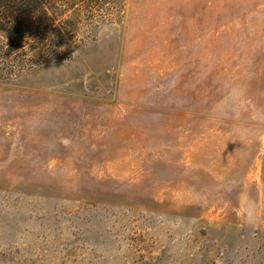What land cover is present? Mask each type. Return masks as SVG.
Returning <instances> with one entry per match:
<instances>
[{"label":"rangeland","instance_id":"rangeland-1","mask_svg":"<svg viewBox=\"0 0 264 264\" xmlns=\"http://www.w3.org/2000/svg\"><path fill=\"white\" fill-rule=\"evenodd\" d=\"M232 2H33L0 264H264V0Z\"/></svg>","mask_w":264,"mask_h":264},{"label":"trees","instance_id":"trees-1","mask_svg":"<svg viewBox=\"0 0 264 264\" xmlns=\"http://www.w3.org/2000/svg\"><path fill=\"white\" fill-rule=\"evenodd\" d=\"M36 0H0V77L13 71L14 66L25 67L26 60L18 55L24 47L27 20ZM5 73V74H4Z\"/></svg>","mask_w":264,"mask_h":264},{"label":"crops","instance_id":"crops-1","mask_svg":"<svg viewBox=\"0 0 264 264\" xmlns=\"http://www.w3.org/2000/svg\"><path fill=\"white\" fill-rule=\"evenodd\" d=\"M233 0H221V5L222 6H232L233 5ZM246 1H250V0H246ZM247 4L251 5L250 2H248Z\"/></svg>","mask_w":264,"mask_h":264}]
</instances>
